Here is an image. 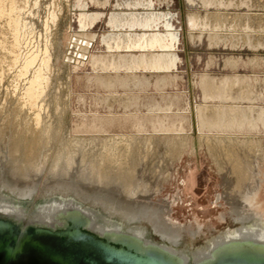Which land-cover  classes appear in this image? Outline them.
I'll return each instance as SVG.
<instances>
[{
  "label": "bare ground",
  "instance_id": "6f19581e",
  "mask_svg": "<svg viewBox=\"0 0 264 264\" xmlns=\"http://www.w3.org/2000/svg\"><path fill=\"white\" fill-rule=\"evenodd\" d=\"M91 1L96 2V4L101 3V1L99 2L98 0H91ZM162 1H164V0H162ZM188 1L194 5L196 3L195 0H188ZM229 1L232 2L234 0H229ZM250 1L251 0H239V3L249 4ZM203 2L206 6H209V7L212 5H214V6L226 5V0H203ZM40 3H41V0H0V20L2 22V19H6V21L4 20L5 24H8V27H9L8 30H10L7 33H10V34L12 33L11 35L13 36L12 39L9 37L11 41H8L5 38L6 37V35H4L5 33L2 34L3 31L0 30V33H1V35H0V49L1 50L4 49V51L6 50V52L10 56V57H8L6 55L7 53L5 52L6 56L3 55L4 56L3 58H6V57L11 58L10 63L13 66L12 67L11 64H10V66L7 65L8 68L11 69L10 67L14 68L15 64H17V65L20 64L21 70L19 69L20 71L18 70V72L20 75H22V76L19 75L21 77V78L20 77L19 78L22 79V77L23 78L25 77L23 75H26V76L29 75V74H27L29 72V70L34 65H36L38 63L37 68H36V66H34L35 70L33 69L34 70V71H32L33 74L29 78V81L27 80L28 83L25 85L24 91H22L23 93L21 94V98L24 100V101L23 100H21V101H23V103H25V105L28 104L33 109H36V112L33 115L34 121L32 120V118H31L32 121L30 120L31 124H32V122H34L35 124H33V125H30V123L25 124L30 119L29 117H27L28 120L26 122H24L26 119L23 120L24 127H22V129H19V126L17 128V125H16V129L11 128V126L5 127V125L2 126L3 123L0 126V139L1 140L5 139V142H6L5 143L6 144L5 151L4 150H3L4 152L0 151V172L3 175V179H2V183H1V187H0L1 188V190H0V217L9 218V219L16 221L17 223H19L23 227V229H25L27 227V225H29V224L44 226V227H50L53 229H58L60 227L66 226V224L68 223L69 220H74L75 222H80V221L84 220L85 225L88 228L98 232L101 235L107 236L108 238H110L112 240L131 242L134 245H136L137 248H139V250H141L142 252L152 251V250H154V248L160 249L162 251H165V252H168L169 254L174 255L176 258L179 259L181 264H212L219 257L226 255V254H229V255L230 254H239V255H241V254H252V255H256V256H259L261 258H264V220H263L262 216L260 214H257V212L255 210V196H256L257 192L259 191V188H258L259 185L257 183L258 181L255 180V179H257L256 177H254L255 179L252 178L253 175H251V173H250L251 177L250 176L248 177L247 174H248L249 170L246 168V164H247L246 162L247 161L244 162V159H243L244 157L242 155V151H239V149H235V148H231V147L229 148V145H228V148L227 147L221 148L220 146H219V148H216V146L213 145L214 144L213 142H212L213 143L212 144V143H210V140L209 141L205 140L202 137V139H204L206 144L208 141V143H209L208 147L210 149V152L213 151V154L219 153L220 156L223 158L222 165L224 166V170H223V172L222 171L221 172H222V178L224 177L223 183H225V185L224 184H222V185L225 186L224 187L225 188V192H224L225 194L224 195L219 194L218 200H219V202H222V199H225L227 201V204H229V206H230V212H229L230 215L233 217L234 221H236L240 225L235 229L230 228L228 231L223 232L220 235H215L214 229L208 233L202 234V231H196V230L190 229L187 227L186 224L179 225L180 226L179 230H176V227H175L176 224L174 225V222L171 219V216H172L171 213L173 210L172 202H170L169 199H165V200L163 199L164 200L163 202L155 201V198L157 197V195L161 193L162 188L164 187V183L166 181H168L169 179L166 176L167 174L164 176L163 172H161L159 175H156V176H154L155 174L152 173V171H153L152 167H153L154 163H153V165H151L150 159H153L154 155H153V152H151V150H155V148H156V147H154L155 145H154V141H152V139H149L150 141L148 140V142L145 143V145H144L146 147L145 150L147 151V152L145 151L146 152L145 155L142 156L140 153V155H136L138 158H135L136 156H133V155H135L137 153V151L142 152L141 151L142 147H135L136 146L135 145L136 142H134L135 138H136L135 136H133V135L132 136H127V135L125 136L124 135V136H117L115 138L106 140V142L104 143V146H103L105 148V150H104V148H102L105 151L104 156H103L104 160H101V161H102V164H104L103 161H105V160H107V164L108 163L110 164L111 161L112 162L116 161L117 163H119V161H120V163L118 164L119 166L115 170V172L117 171L116 174L113 173L112 167L110 166L111 167V169H110L107 164H104V166H102V167H100L101 166L100 164H99L100 166H98V167L90 164V166L91 165L94 166V169H92V174L90 173L92 177L91 176L89 177V176H87L88 174L87 175L85 174L87 176V177L86 176L84 177L85 179H83V177H82L83 175L82 176L78 175V173H80V172H78V168L77 169L74 168L73 173H72L71 172L72 167L71 168L69 167V169L71 170L70 171L71 173L68 171L70 173V175L66 174V176H63V175H61L62 173L58 174V172L56 171L58 169L54 170L55 168L53 167V170L50 169L51 171H53V172H51L52 174L49 177L50 180L46 181V182L42 181L45 163H44V166L41 163H36V161L34 160V157H35V153L38 150V148L41 146L43 141H45V140H43L44 137L47 135L48 137L46 136L47 138H45V139H48L52 136L51 123L50 124L48 123L49 125L47 124V126H44V125H43L44 127L42 126V124H44V121L46 122L47 120H43L44 113L42 114L41 109L43 107V104L45 105V103H46V101L44 99L46 98L45 96H48L47 91L49 92L48 88L50 87L49 84H50V81L52 78L51 75H52V70H53L52 69V54L53 53L51 52L52 51L51 46L46 45V46H44L45 48L42 49V51L39 50L41 52V54L38 53L39 51L36 52V51L32 50V52H29V53L24 55L23 54L24 42L22 41L24 39V37L22 36L23 32L26 33L27 30L30 32L29 26L32 25L31 28H33L36 25L35 23L32 22V20H29L28 16L29 15L35 16V13H36L35 8L38 7ZM75 3H76L75 4L76 7H80V9L81 8L83 9V11L79 14V24H80V27L83 28L84 30L87 28H88V30H90L89 28L93 27V26L95 28V25H96L95 23L98 20H100L99 18H102L103 16H105L104 12H99V11L96 13H91V12L89 13V11L87 12L86 9L89 8V6H91L90 2L88 0H77ZM108 3H109V0H104V1H102L101 4H104L107 7ZM204 4L202 3V6ZM215 8H218V7H215ZM36 9H40V6ZM219 9H220V7H219ZM48 11H49V9H48ZM213 11H214V9H213ZM37 12H38V10H37ZM50 12H51L50 17H48L47 23H45L46 24L45 26H47L48 28L51 27V25H50L51 23H53L55 25L57 23H59L58 21L60 20L62 14L64 12L62 3L59 4L58 2L54 1V8ZM206 13L209 14L210 12L209 13L206 12ZM218 14H219V12H218ZM243 14H244V12H243ZM108 15L109 14H107V16ZM210 15H212V14H210ZM237 15H239V14H237ZM229 16H230V14H229ZM173 17L174 16H173L172 10H170L169 13H166L163 11H157L155 8L154 0H118L116 5H115V9L110 13V15L107 19V24L110 27V31L108 34H104L103 39H102V41H103L102 44L104 43L103 45H105L104 47L106 48L105 51L108 50L109 53L107 52L108 54H104V55L102 54L100 56L89 53L90 49L94 45V40L97 39V36H98L96 33H93V32L92 33H90V32L89 33H83L81 35H78L79 37L75 39V42L73 41L74 44L72 43L73 44L72 47H74V48L78 47L79 48L80 52L79 51L78 52L80 53L81 58L77 54L79 57V58L77 57V59H78V62H80V63H85V62L90 61V63L93 64L94 68L96 66L97 67L101 66L102 68L101 67H99V68H101L102 71H103V69L104 70L105 69H109V70L110 69L111 70L112 69H117V70L125 69V71L130 70L132 74L129 75L128 77L124 78L122 83L127 84V85L129 84V85L133 86L135 81L137 82V79H139L137 77L139 74L137 76L135 75L137 71L134 72L135 74H133L132 71H134V70L143 69L144 71L150 70V71H157V73H159L158 71H171V70L178 68V63H179L178 60L180 58H179L176 51H177V46H178L179 41H180V36H179V32L177 31V29L174 27L175 24L173 22ZM244 17H245L244 18L245 20H243V21H242V19H240V17H236L235 21H234V23H235L234 25H238V26L242 25L245 27V29L251 28L253 30L254 26L251 23L252 20L251 21L247 20L248 16L247 17L244 16ZM231 20L232 19H230V21ZM188 22H189V25L191 26V29H198V30L200 29L201 30L200 31L201 34L199 35V38L200 37L203 38L202 34L205 33L206 30H209V29L211 31L213 30L214 33L213 32L210 33V38L209 37L208 38L211 39V41L215 42V43L220 42L222 36L218 33V31L226 25V20L220 14L216 15L215 19L213 20V19L209 18V16H207V17L205 16L204 18H202V16L196 14V12L189 14ZM260 23H261V21H260ZM260 23H259V25H260ZM1 25L2 26L4 25L3 22ZM259 25H258V27H259ZM163 26L165 27V29H162ZM252 26H253V28H252ZM255 26H257V25H255ZM227 27L229 28L228 25H227ZM0 28H1V26H0ZM235 28L237 29V27H235ZM235 28L233 30H236ZM227 29L224 28V30H227ZM245 29H243V30H245ZM52 30H53V28H52ZM229 30H230V28H229ZM239 30H241L240 27H239ZM248 30H250V29H248ZM261 30H262V28H261ZM245 31H243V32H245ZM254 31H256V30L254 29ZM4 32H6V31H4ZM193 32H195V31L193 30ZM193 32H192V35H193ZM219 32H221V31H219ZM229 32L227 34H229ZM240 32H242V31H240ZM206 34H204V35H206ZM235 34H237V32ZM238 35L239 34H237V36ZM245 35H251V33L245 34ZM235 36L233 38H235ZM253 36H255L254 33L252 35V38H253ZM22 37H23V39H22ZM35 37H37V36H35ZM250 37L248 38V36H247V39H246V37H244V38L249 43L252 44V42H253L252 40H254V39L251 40ZM223 39H222V41H225ZM260 39H262V37ZM260 39H259V41H260ZM50 40H47V41H50ZM79 40H80V42H79ZM232 40H234V39H232ZM24 41H25V39H24ZM236 41H238V40H236ZM261 44L263 45V43H261ZM25 45H26V43H25ZM235 45H236V42H235ZM237 45H238V43H237ZM245 45H247V44H245ZM252 45H251V47H253ZM36 49H37V47H36ZM255 49H257V48H255ZM73 50H75V49H73ZM2 54H4V53H2ZM2 54H0V56ZM90 55H91V59H90ZM84 59H87V60L84 61ZM1 60L3 61L5 59H1ZM2 61H0V62H2ZM6 61H7V59H6ZM236 61H238V60H236ZM231 62L233 63V61H231ZM4 64H6V63L4 62ZM1 65H2V63H1ZM5 66H4V71L0 72V76H2L5 73V71L7 70V67L5 68ZM15 67H17V66H15ZM112 71H115V70H112ZM7 72H8V70H7ZM140 72H142V70ZM164 73H166V72H164ZM119 75H121V74L119 73ZM204 76H203V78H201L202 84L200 83V85H202V87L201 86L200 87L204 89V91H203L204 98L205 99H211L210 101H212V99H215V100L219 99L220 101L219 100L218 101L220 102V104H215L218 102V101H216L214 104H212L213 106H209L207 104H205V105L201 104L199 106V111H198L199 112V114H198L199 120H197V121H200L201 129H199V130L200 131L202 130L201 131L202 133L204 132V129H208L210 131L222 130V132H223V130L225 131V130L231 129L229 132L225 131L227 133H230L232 131V129H234V128L240 129V128L247 127L246 125H248V127L250 126V127L254 128V127L258 126L259 122L260 123L264 122V107L255 106V105H253L254 103L252 105H247V107H245L243 105H240L241 103L240 104L238 103L239 101H242V100H244L245 103H246L245 100L255 101L256 97L259 95L261 96L260 100H263L262 99L263 97L261 95V93L263 92L262 90H261V93L259 94V92L255 93V88H254L255 86L251 89L252 85L249 83L251 78L243 77V76L236 74V76L234 75L235 77H232V76L231 77H225L223 80L221 79V81L218 82L219 80H216V78H214V77H209V76L204 77ZM3 77H5V76L3 75ZM26 78H24V79H26ZM255 78L256 77H254V79ZM100 79L103 80L104 84L110 88L114 87L115 84L120 82L118 77L116 78L113 76H108V77H104V78L100 77ZM256 80H258V79L256 78ZM25 81L26 80H24V83H26ZM140 81L143 82L142 79ZM0 82H1V80H0ZM256 82H254V83H256ZM20 83H21V81H20ZM131 83H133V84H131ZM260 83H263V82L260 81ZM2 84H3V82H2ZM256 84L258 85V82ZM136 85L137 84H135V86ZM140 85H141V83H139V86ZM21 86H20V88H21ZM259 86H257V87H259ZM15 87H17V86H14V88ZM261 87H263V86H261ZM13 89H12V92L14 91ZM253 89H254V91H253ZM259 89H260V87H259ZM20 90H22V89H20ZM59 90H60V88H59ZM12 92L10 91V93H12ZM13 93H15V92H13ZM257 94H259V95H257ZM6 95H7V91H6ZM13 96L15 97L14 94H13ZM263 96H264V94H263ZM0 97H2V95ZM6 97L8 98V96H6ZM57 97L59 98V96H57ZM123 97H125V96H123ZM4 98H5V96H3V99ZM7 98L4 99V101L5 100L8 101ZM58 98H57V100H59ZM111 98L113 100V101L110 100L112 103L114 101L115 102L117 101L115 98H113V97H111ZM128 98H126L127 100L125 98L124 99L122 98L124 100V102H122V103H124V104L126 103L124 105L125 108H128V106L130 107V105L127 106V104L129 102V100H131L132 98H129V99ZM18 99H20V98H18ZM18 99H17V102L19 101ZM133 100H134V97H133ZM4 101H2V103H1L0 111L2 110V106H3L2 104H4L3 103ZM44 101H45V103H43ZM118 101H119V99H118ZM131 101H130V103H131ZM227 101H232V104H227ZM5 103H6V101H5ZM23 103L21 102V104H23ZM116 103L118 104V102H116ZM116 103H113V104H115V106H116ZM210 103H213V102H210ZM261 103L263 104L264 102L261 101L259 104H261ZM4 105H6V104H4ZM7 106H8V104H7ZM15 106L18 107L17 105H15ZM23 106H24V104H23ZM23 106H19V107L22 108ZM30 106H28V107H30ZM49 106H48V108H49ZM113 106L114 105H112V107ZM12 108H15V107H12ZM12 108H10V109H12ZM32 108H30V109L33 111ZM45 108H46V106H45ZM10 109L7 108V110H10ZM15 109L19 110L20 108H15ZM23 110H22V112H23ZM43 110H44V107H43ZM48 110H47V114H48ZM2 111H1L2 115H3V113H4V115L8 114V113L2 112ZM14 111H12V112L14 113ZM19 112H21V109ZM19 112H17V114L16 113L11 114L9 112L8 115L12 119H14V120L18 119L20 121V118H22V117H20V118H18V117L22 114V112L21 113H19ZM1 114H0V116H1ZM23 114H25V113H23ZM29 114H30V112H29ZM29 114H27V115L29 116ZM45 114H46V112H45ZM5 116H7V115H5ZM31 116H32V114H31ZM47 116H48V120H49L50 119L49 117L51 115L50 116L47 115ZM52 119H54V118H52ZM52 119H50V120L52 121ZM2 121H0V123ZM4 121H5V119H4ZM9 121H7V122H9ZM12 122H13V120H12ZM16 122L17 121H15V123ZM13 123H12V125H15V123L14 124ZM18 124H21V123H18ZM161 124H162V126L164 125L163 123H161ZM198 124H199V122H198ZM3 127H5V128H3ZM260 127L261 126H259V128ZM263 128H264V126H263ZM53 129H54V127H53ZM168 129H169V127H168ZM166 130H167V128H166ZM208 130L206 131L207 133H209ZM249 130L247 129V131H249ZM243 131H246V130H243ZM256 131H258V128ZM225 132H223V133H225ZM216 133H218V132H216ZM244 133H247V132H244ZM207 135H209V134H207ZM223 135H221V136H223ZM228 135H230V134H228ZM248 135H249V133H248ZM228 137L231 138V136H227V138ZM234 137H236V136H234ZM183 138H184V136H183ZM251 138H253V136ZM232 139H234V138H232ZM169 140L170 139H168V141ZM211 140H213V139H211ZM103 141H105V139ZM170 141L172 143V140H170ZM93 142H94V140H93ZM96 142H97V140H96ZM138 142H140V141H138ZM200 142H202V141H200ZM225 142H227V141L225 140ZM47 143H45V144H47ZM49 143H51V142H49ZM122 143L124 144V146ZM254 143H256V142H254ZM138 144L140 145V143H138ZM141 144H143V143H141ZM169 144H170V142H169ZM224 145L225 144L222 143L223 147H224ZM235 145H236V143H235ZM240 145H242V144H240ZM83 146H84V144H83ZM90 146L92 147V144ZM140 146H142V145H140ZM144 146H143V148H144ZM162 146H164V144ZM243 146H245V145H243ZM247 146H249V145L247 144ZM247 146H245V147H247ZM253 146H254V144H253ZM0 147H2V146L0 145ZM77 147H79V146H77ZM171 147H172V145H171ZM217 147H218V145H217ZM256 147L258 148V145ZM47 148H49V147H47ZM65 149H66V147H65ZM81 149H82V147H81ZM159 149H161V148H159ZM251 149H252V146H251ZM255 149H254V151H255ZM68 150L69 149H67V151ZM71 150H72V148H71ZM181 150H182L181 147H179V148L177 147V151H181ZM85 152H83V153H85ZM164 152H166V151H164ZM91 153H92V151H91ZM143 153H144V151H143ZM157 153H161V152H157ZM243 153H244V155L246 154L245 152H243ZM249 153L252 154V152H249ZM50 154H52V153H50ZM84 155H88V154L86 153ZM90 155H92V154H90ZM61 156H62V153H61ZM131 156H133L131 158L132 161L137 160V159L139 161L138 162L135 161L134 163L131 162L132 165L130 167H127L126 164L128 165V162L126 163L125 159L126 158L129 159V157H131ZM165 156L168 157V155H166V154H165ZM82 157H81V159H82ZM63 158H64V156L62 157V159L61 158H59V159H61V161H62ZM147 158H148V160H147ZM252 158H254V157H252ZM259 158L260 157H258L257 159H259ZM41 159L42 158H40V161H41ZM47 159H49V158H47ZM47 159H46V161H47ZM99 159H101V158L99 157ZM167 160H169V159H167ZM248 160L250 161L249 158H248ZM38 161H39V159H38ZM151 161H153V160H151ZM116 162L114 164H116ZM84 163H86V161ZM129 163H130V159H129ZM61 164H60V166H61ZM114 164H112V165H114ZM161 164H163V163H161ZM250 164H251V161H250ZM58 165L59 164L56 163L55 167H57ZM69 165H71V164H69ZM75 165H78V163ZM247 165H249V164H247ZM52 166H54V164ZM72 166H74V165H72ZM116 166H117V164H116ZM125 166L127 167V169H125ZM159 166L161 167V165H159ZM255 166L253 168H255ZM31 169L34 170L33 177H30L31 172H33V171H31ZM59 169H61V168H59ZM79 169H81V168H79ZM82 169L84 170V168H82ZM63 170H62V172H63ZM65 170H66V168H65ZM156 171H158V170H156ZM59 172H61V171H59ZM81 172H82V170H81ZM89 172L90 171L88 170V173ZM85 173H87V171ZM46 175H48V174H46ZM95 176L97 177L96 183L91 181V178L93 179ZM114 179H116V180H114ZM111 181H115L116 184L117 183H122V184L119 186H117L118 184L116 186L114 184L112 186V184L110 183ZM5 191L7 192V194L9 196H7V194L4 193ZM56 192L62 194L63 197L59 198V199H51L50 198L49 202H47L46 204L40 205L37 208V210L31 214H28L25 206L22 204V202L34 204L40 197H51ZM69 192L71 194H73V197L66 198V197H68L67 194ZM77 199H79L81 202L89 204V206H87V208L84 207L83 205H81V203L77 202ZM16 201H18V202H16ZM90 206L100 207L104 210V212L107 215L105 217L106 223H100L98 221V219L96 217V213H94L92 211ZM115 219L117 221H115ZM144 221H147L148 223H150V226L147 227V230L145 228H141L142 222H144ZM118 222H120V223H118ZM209 235H212V237L207 240V243L205 245H203L199 248H193L192 249V247H190L188 242H186V240H185V237H191L192 239H195L198 236L199 237H203V236L206 237Z\"/></svg>",
  "mask_w": 264,
  "mask_h": 264
},
{
  "label": "rangeland",
  "instance_id": "374dc122",
  "mask_svg": "<svg viewBox=\"0 0 264 264\" xmlns=\"http://www.w3.org/2000/svg\"><path fill=\"white\" fill-rule=\"evenodd\" d=\"M54 1L58 2L59 4L62 3L64 12H63V14L61 13L62 16H61L60 20L58 21L59 23H57L56 25L51 23L50 24L51 27L48 28L47 26H45L46 25L45 23H47L48 17H50V13H51L50 11L54 8ZM54 1L53 0H41V3L39 4L40 9H36L39 6L35 8V12H36L35 16L34 15H32V16L27 15L29 17V20H32V22L35 23L36 25L33 28H31L32 25L29 26L30 32L27 30L26 33L23 32V35H22L25 39V41H24V39L22 37V39H23L22 41L24 42V48H23L24 49L23 50L24 55L29 53V52H32V50L36 51V52H38L39 50L42 51V49H44L45 48L44 46H46V45L51 46V50H52L51 52L53 53L52 54V69L53 70H52V75H51L52 78L50 81L51 85L49 84V86H50L48 88L49 92L47 91V95L49 97L48 96H45L46 98L44 97L45 98L44 100L46 101V103H45V101L43 102V103H45V105L43 104L44 110H43V107L41 109L42 114L44 113L43 120H47L46 122L44 121V124H42V126L43 125L47 126L48 123L49 124L51 123L52 136L48 139H45L48 137L47 135H46L47 137L46 136L44 137L43 140H45V141H43L41 146L38 148V150L35 153V157H34V160L36 161V163H41L43 166L45 163L42 181L46 182V181L50 180L49 177L52 174L51 172H53V171H51V170H53V167L55 168L54 170L58 169V170H56L58 172V174L62 173L61 175H63V176H66V174L70 175L71 172L73 173L74 168L75 169L78 168V172H80V173H78V175H81V176L83 175L82 176L83 179H85L84 177L87 174H88L87 176L90 177L92 174V169H94V166L98 167L101 165L100 167H102V166H104V164H107V160H105L106 162L103 161L104 164H102L101 160H104L103 156L105 153V151H104L105 148L103 146H104V143L106 142V140H108V139H112V138H115L117 136H124V135L125 136L126 135L127 136H132V135L135 136L136 138H135L134 142H136L135 143L136 146L135 145L134 146L135 147H142V150H141L142 152L137 151V153L133 156L140 155V153L142 156L145 155V153L147 151L145 150L146 147L144 145H145V143L148 142L149 139H152V141H154V145H155L154 147L157 148V149L155 148V150H151V152H153L154 157H153V159H150V163H151V165H153V163L155 165V166L153 165V167L151 166L152 170H153L152 173H154L155 175L154 174L153 175L156 176V175H159L161 172H163L164 176L167 174L166 176L169 179L168 181H166L164 183V187L162 188L161 193L158 194L157 197L155 198V201L163 202L165 199H169V201L172 202L173 210L171 213L172 214L171 219L174 222V225L176 224L175 225L176 230H179V227H180L179 225L186 224L187 227L190 229H193L196 231H202V234L208 233L214 229V234L220 235L221 233L228 231L230 228L235 229L240 225H239V223L234 221L233 217L230 215V213H229L230 212V206H229V204H227V201L225 199H222V202H219V200H218L219 194H222V195L225 194L224 193L225 192V188H224L225 183H223L224 177L222 178V172L224 170V166L222 165L223 158L220 156L219 153L213 154V151L210 152V149L208 147L209 146L208 141L210 140V143L213 142L214 144L213 143L212 144L214 146H216V148H219V146L221 148H226V147L228 148V145H229V148L231 147V148L239 149V151H242V155L244 157L243 158L244 162L247 161L246 163L249 164V165L246 164V168L249 170L248 174H247L248 177L249 176L251 177V175H253L252 178L256 177L257 179H255V178L254 179L258 181L257 183L259 185V187H258L259 191L257 192V194L255 196V210H256L257 214H260L264 220V157H263L264 156V152H263L264 151V128H263L264 122H261V123L259 122L258 126H256L258 128V131H256L257 130L256 127L253 128L250 126L248 127V125H246L247 127H244L245 129L240 128L241 129L240 130L239 128H237L238 129L237 130L236 128H234V129H232V131L230 133H227L225 131L229 132L231 129L230 130L228 129L225 131L223 130V132H225V133H223L222 130H214L215 131L214 132L213 130L210 131L208 129H204V132H203L204 134H203L201 132L202 130L201 131L199 130V129H201L200 121H197V120H199V117H198L199 112L198 111H199V106L201 104L202 105L207 104L209 106H213L212 104H214L216 101L219 100V99H216V100L212 99V101H210L211 99H205L204 98V95H203L204 89L201 88L202 85H200V83L202 84L201 78H203L204 75L209 76V77H214V78H216V80H219L218 82H220L221 79L223 80L225 77H231V76L235 77L236 74L243 76V77L251 78L252 81L254 80L252 82L249 79L250 80L249 83L252 85L251 89L255 86L254 87L255 93L259 92V94L261 93V90H262L263 92L261 93V95L263 97L262 98L263 100H260L261 96L259 94H257V95H259V96H257L258 98L256 97V100H255L257 103L255 101H249V100L248 101L245 100L246 103L244 102V100L239 101L238 103L239 104L241 103L240 105H243L245 107H247V105H252L253 103H254L253 105H255V106L264 107V105H263L264 103L263 104L261 103L262 105L259 104L261 101L264 102V96H263V94H264V84H263L264 83V48H263L264 47V41H263L264 40V26H263L264 25V7H263L264 6V0H251L249 4L239 3V0H234L232 2H230L229 0H226V5H223V6L222 5H220V6L212 5L210 7L206 6L204 4L203 0H195V2L197 3V4L195 3V5L190 3L188 0H164V1L154 0L155 8L157 11H163L166 13H169L170 10L173 11V16H174L173 22L175 24L174 27L179 32V36H180V41H179V44L177 46V51H176L179 58H180L178 60V62H179L178 68L171 70V71H158L159 73H157V71H150V70L144 71L143 69L134 70V71H132L133 74H135L134 72L137 71L135 75L137 76L139 74L137 77L140 80L142 79L143 82H141L139 79H137V82L135 81L134 84L131 83V84H133V86H131L129 84L127 85V84L122 83L124 78H126L132 74L130 70L125 71V69H121V70L112 69V70H115V71H112L111 69L110 70L109 69H105V70L103 69V71H102L101 66H99L101 68H99L97 66H96L97 68L96 67L94 68L93 64L90 63V61L85 62V63H80V62H78V59H77L78 55L80 57L79 48L78 47L77 48L72 47V45L74 44L73 41L75 42V39L79 37L78 35H81L83 33H89V32L92 33L93 32V33H96L98 36H97V39L94 40V45L90 49L89 53L97 55V56L109 53L108 50L105 51L106 48L104 47L105 45H103L104 43L102 44V42H103L102 39H103L104 34H108L110 31V27L107 24V19H108L110 13L115 9V5H116L118 0H109L107 7H106V5L101 4L102 1H104V0H98L99 2L101 1V3H97V4H96V2H92L91 0H88L90 2L91 6H89V8L86 9L87 12L88 11H89V13L90 12L96 13L98 11L104 12V14L106 16V17L103 16L104 18L103 17L99 18L100 20H98L95 23L96 24L95 28H94V26L90 27L89 28L90 30H88V28L84 30L83 28L80 27L79 14L83 11V9L82 8L80 9V7L75 6V4H76L75 2L77 0H54ZM202 3L204 4L203 5L204 7L202 6ZM215 7H218V8H215ZM219 7H220V9H219ZM48 9H49V11H48ZM213 9H214V11H213ZM37 10H38V12H37ZM195 12H196V14L202 16V18H204L205 16L206 17L209 16V18H211L213 20L215 19L216 15L220 14L226 20V25H225L226 27L225 26L222 27V29L219 30L221 32H219L217 30L218 33L222 36L220 42L215 43V42H212L211 39H209L210 33H212L213 30L212 31L210 29L206 30L205 33L202 34L203 38L200 37L201 38L200 39L199 35L201 34V32H200L201 30L200 29L199 30L198 29H191V26L189 25V22H188L189 14L195 13ZM206 12H208V13L210 12V13L207 14ZM218 12H219V14H218ZM243 12H244V14H243ZM228 13L230 14V16ZM107 14H109V15L107 16ZM210 14H212V15H210ZM237 14H239V15H237ZM244 16H246V17L248 16L247 20H249V21L252 20L251 23L254 26V28L252 26L253 30L251 28L245 29V27L242 25H239V26L234 25L235 24L234 21H235L236 17H240V19H242V21H243V20H245ZM230 19H232V20L230 21ZM4 20L6 21V19H2V22L4 24L3 26L1 25L2 22L0 20V26H1L0 30L3 31L2 34L5 33L4 35H6V37L5 36L4 37L8 41H11L10 38L12 39L13 36L11 35L12 33L11 34L7 33L10 30H8L9 29L8 24H5ZM260 21H261V23H260ZM259 23H260V25H259ZM227 25L229 26L230 30L227 27ZM255 25H257V26H255ZM258 25H259V27H258ZM234 26L237 27V29ZM239 27L241 30H239ZM52 28H53V30H52ZM224 28H226V29L228 28L227 29L228 31L224 30ZM234 28L236 30H233ZM261 28H262V30H261ZM162 29H165V27L163 26ZM243 29H245L246 31ZM248 29H250V30H248ZM254 29L258 33L256 31H254ZM193 30L195 32H193ZM4 31H6V32H4ZM240 31H242V32H240ZM243 31H245V32H243ZM192 32H193V35H192ZM228 32H229V34H227ZM236 32H237V34H239L238 36H237V34H235ZM250 33H251V35H245V34H250ZM253 33L255 36H253V38H252ZM204 34H206V35H204ZM0 35H1V33H0ZM233 35L234 36L236 35L235 38H233L234 37ZM35 36H37V37H35ZM247 36H248V38L251 36L250 37L251 40L254 39V40H252L253 45L246 40ZM239 37L240 38L242 37V38L240 39ZM244 37H246V39ZM261 37H262V39H260ZM222 39L225 41H222ZM232 39H234L235 41ZM259 39H260V41H259ZM47 40H50V41H47ZM236 40H238V41H236ZM79 42H80V40H79ZM235 42H236V45H235ZM25 43H26V45L27 44L28 45L26 46ZM237 43H238V45H237ZM261 43H263V45ZM245 44H247V45H245ZM250 44L253 47H251ZM36 47L38 50L36 49ZM255 48H257V49H255ZM73 49H75V50H73ZM40 51L38 53L41 54ZM5 52H6V50L4 51V49L3 50L0 49V54L4 53L0 56V58L2 57L1 59H5L3 61L0 59V61H2V62H0V67L2 66L1 67L2 69L0 68L1 69L0 72L4 71L5 65H6L5 68L7 67V70H8V72H7V70L5 69L6 71L3 74L6 78L3 77V75L0 76V80H1L0 87L2 86L0 88V90H1L0 96L2 95V97H0V100H1L0 106H1L2 101H4V99L7 98L6 96H8V98H7L8 101L5 100L6 103H5V101L3 102L6 105L2 104L3 105L2 110L3 109L4 110L3 111L1 110V111L8 113V114H9V112L11 114H15V113L17 114V112H19L20 109H21V112L23 109L24 110H23L22 114L18 117V118L22 117V118H20V121L18 119L17 120L12 119L11 117H9L8 114H5L7 116H5L4 113L2 115L1 111H0V114H1L0 121L3 120L0 123V126L3 123L2 126L5 125V127L11 126V128L16 129V125H17V128L19 126V129H22V127H24V122H26L28 120L27 117H29L30 119L25 124H27V123L28 124L30 123V125L35 124L34 122H32V124H31V121L32 120L34 121L33 115L35 114L36 109H33L28 104H26L27 105L26 106L25 103H23L24 100L21 98V94L23 93L22 91H24L25 85L28 83L27 80L29 81V78L33 74L32 71L35 70L34 66H36V68H37L38 63L36 65H34L29 70V72L27 73L29 75H27V76L23 75V76H25L24 78L27 77L28 79L27 78L24 79L23 77H22V79H20L21 78L20 76H22L18 72L19 69L21 70L20 64H18V65L15 64V66H17V67L14 66V68H12L13 66L10 63L11 58H8L10 56L7 52H6L7 54ZM5 54L8 57L3 58L4 56H6ZM6 59H7V61H6ZM90 59H91V55H90ZM86 60L87 59H84V61H86ZM236 60H238L239 62ZM231 61H233V63ZM4 62L6 64H4ZM1 63H2V65H1ZM10 64L12 66V67H10L11 69L8 68V66H10ZM141 70H142V72H140ZM164 72H166V73H164ZM119 73L121 75H119ZM108 76H113L116 78L118 77L120 82L115 84L114 87H111V88L107 87V85L104 84V81L101 80L100 77L104 78V77H108ZM254 77H256L258 80H256V78L254 79ZM24 80H26L25 81L26 83H24ZM259 80L262 81L263 83H260ZM20 81H21V83H20ZM256 81L258 82V85L256 84L257 83ZM2 82H3V84H2ZM254 82H256V83H254ZM139 83H141L140 86H139ZM135 84H137V85L135 86ZM256 85L257 86L260 85L259 86L260 89ZM14 86H17L18 88L17 87L14 88ZM20 86H21V88H20ZM261 86H263V87H261ZM59 88H60V90H59ZM12 89L14 90L13 92H15V93L12 92ZM20 89H22V90H20ZM6 91H7V95H6ZM10 91L12 93H10ZM253 91H254V89H253ZM13 94L15 95V97L13 96ZM3 96H5L4 99H3ZM57 96H59V98ZM123 96H125V97H123ZM111 97H113L117 100L116 102H118V104L115 101L113 102V103H116V106H115V104H113L111 102V101H113ZM128 97L132 98L131 99L132 101L129 100L127 106L130 105V107L128 106V108H125L124 105L126 103L124 104L122 102H124V100H123L124 98L126 99ZM133 97H134V100H133ZM18 98H20V99H18ZM57 98L59 100H57ZM120 98L121 99L123 98L122 99L123 101ZM17 99L19 100L18 101L19 103L17 102ZM118 99L120 102L118 101ZM21 100H23V101H21ZM130 101H131V103H130ZM219 101L215 104H220ZM21 102L24 104V106L26 108L23 106V104H21ZM210 102H213V103H210ZM7 104L9 107L7 106ZM14 104L17 106L20 104L19 106H23V107L22 108L19 106L16 107ZM227 104H232V101H227ZM112 105H114V106L112 107ZM28 106H30V107H28ZM45 106H46V108H45ZM48 106H49V108H48ZM12 107L20 108V109L18 110V109L12 108ZM7 108L8 109L12 108V109L7 110ZM30 108H32L33 111ZM11 110L12 111L15 110L14 113ZM47 110H48V114H47ZM28 111L30 112V114ZM44 111L46 112V114ZM21 112H19V113H21ZM23 113H25V114H23ZM27 114H29V116ZM31 114H32V116H31ZM47 115H49V116L51 115L49 118L50 119L54 118V119H52V121L50 119L48 120ZM31 118H32V120H31ZM4 119L6 122L4 121ZM12 120L14 123H15V121H17L15 123V125H12V123H13ZM23 120H25V121L23 122ZM7 121H9V122H7ZM198 122H199V124H198ZM18 123H21V124H18ZM161 123L164 124L163 125L164 127L162 126ZM259 126H261L262 128L260 127L261 128L260 129ZM5 127H3V128H5ZM53 127H54V129H53ZM168 127L170 130L168 129ZM166 128H167V130H166ZM246 128L248 130L249 129L250 130L247 131ZM253 129L254 130L256 129V130L254 131ZM207 130L209 133L206 132ZM243 130H246V131H243ZM216 132H218V133H216ZM244 132H247V133H244ZM248 133H249V135H248ZM207 134H209V135H207ZM228 134H230V135H228ZM221 135H223V136H221ZM183 136H184V138H183ZM227 136H231V138L230 137L227 138ZM234 136H236V137H234ZM252 136H253V138H251ZM202 137L205 140H208L207 144L204 141V139H202ZM232 138H234V139H232ZM104 139H105V141H103ZM168 139L172 140V143L170 140L168 141ZM211 139H213V140H211ZM93 140H94V142H93ZM96 140H97V142H96ZM225 140L227 142H225ZM48 141L51 143H49ZM138 141H140V142H138ZM177 141L178 142L180 141V142L178 143ZM200 141H202V142H200ZM253 141L256 143H254ZM169 142H170V144H169ZM5 143H6L5 139L0 141V145L2 146V147H0V151H2V152L5 151V148H6ZM45 143H47V144H45ZM138 143H140V145H142V146H140ZM141 143H143V144H141ZM222 143L225 144L224 147L222 146ZM235 143H236V145H235ZM83 144H84V146H83ZM91 144H92L93 148L90 146ZM163 144H164V146H162ZM216 144L218 145V147ZM240 144H242V145H240ZM247 144L249 146H247ZM253 144H254V146L258 145V148L256 146L254 147ZM171 145H172V147H171ZM243 145H245L247 147H245ZM77 146H79V147H77ZM123 146H124V144H123ZM143 146H144V148H143ZM251 146H252V149H251ZM47 147H49V148H47ZM65 147H66V149H65ZM81 147H82V149H81ZM177 147L178 148L181 147L182 150L177 151ZM71 148H72V150H71ZM102 148H104V150ZM159 148H161V149H159ZM67 149H69V150L67 151ZM254 149H255V151H254ZM91 151H92V153H91ZM143 151H144V153H143ZM164 151H166V152H164ZM83 152H85V153H83ZM157 152H161V153H157ZM243 152H245L246 154L244 155ZM249 152H252V154ZM50 153H52V154H50ZM61 153H62V156H61ZM86 153L88 155H84ZM90 154H92V155H90ZM165 154L168 155V157L165 156ZM63 156H64V158L61 161ZM98 156L101 159H99ZM133 156L129 157L130 163H129L128 158L125 159V162L126 163L128 162V165L126 164L127 167H130L132 165L131 162L134 163L135 161H137V162L139 161L138 159L132 161L131 158ZM81 157H82V159H81ZM252 157H254V158H252ZM258 157H260L259 158L260 160L257 159ZM40 158H42L41 161H40ZM47 158H49V159H47ZM59 158H61V159H59ZM135 158H138V157L136 156ZM248 158L250 159L251 164H250V161L248 160ZM38 159H39V161H38ZM46 159H47V161H46ZM96 159L97 160L99 159V160L97 161ZM167 159H169V160H167ZM84 160L86 161V163H84L85 162ZM147 160H148V158H147ZM151 160H153V161H151ZM115 162L116 161H114V162L111 161L112 164H114ZM56 163L59 164L57 167H55ZM68 163L71 165H69ZM77 163H78V165H75ZM111 163L110 164L108 163L107 165L110 169L112 167L113 173L116 174L117 171L115 172V170L119 166L118 164L120 163V161H119V163L116 162L117 166H116V164L112 165ZM161 163H163V164H161ZM53 164H54V166H52ZM60 164H61V166H60ZM90 164H92L94 166H92V165L90 166ZM72 165H74V166H72ZM159 165H161V167ZM126 166H125V169H127ZM254 166H255V168H253ZM58 167L61 169H59ZM69 167L70 168L72 167L71 168L72 171L69 169ZM65 168H66V170H65ZM79 168H81V169H79ZM82 168H84V170ZM62 170H63V172H62ZM81 170H82V172H81ZM88 170L90 171L89 173H88ZM156 170H158V171H156ZM31 171H33V172H31L32 176L30 175V177H33L34 170L31 169ZM59 171H61V172H59ZM68 171L69 172L71 171V172L69 173ZM86 171H87V173H85ZM250 173H251V175H250ZM46 174H48V175H46ZM94 178L93 179L91 178V181L96 183L97 177L95 176ZM2 179H3V175L0 172V187H1ZM114 180H116V179H114ZM110 183L112 184V186L114 184H115V186L117 184H118L117 186L122 184V183L116 184L115 181H111ZM222 184H224V185H222ZM0 190H1V188H0ZM4 193L7 194L6 191ZM7 196H9V195L7 194ZM67 196L68 197H66V198H71V197H73V194H71L69 192L67 194ZM62 197H63L62 194L56 192L51 197H40L34 204L33 203H27V202H24V203L22 202V204L25 206L28 214H31V213L35 212L40 205H43V204H46L47 202H49L50 198L51 199H59ZM16 202H18V201H16ZM77 202L81 203V205H83L86 208H87V206H89V204L81 202L79 199H77ZM90 207H91L92 211L94 213H96V217H97L98 221L100 223H106L105 217L107 215L104 212V210L100 207H93V206H90ZM115 221H117V220L115 219ZM118 223H120V222H118ZM149 226H150V223H148L147 221H144V222H142L141 228H145L147 230V227H149ZM211 237H212V235H209L206 237L205 236H203V237L198 236L195 239H192L191 237H185V240H186V242H188L190 247H192V249H193V248H199V247L205 245L207 243V240Z\"/></svg>",
  "mask_w": 264,
  "mask_h": 264
},
{
  "label": "water",
  "instance_id": "95a60500",
  "mask_svg": "<svg viewBox=\"0 0 264 264\" xmlns=\"http://www.w3.org/2000/svg\"><path fill=\"white\" fill-rule=\"evenodd\" d=\"M0 264H181L168 252H142L131 242L115 241L69 220L58 229L0 217ZM212 264H264L252 254H226Z\"/></svg>",
  "mask_w": 264,
  "mask_h": 264
}]
</instances>
